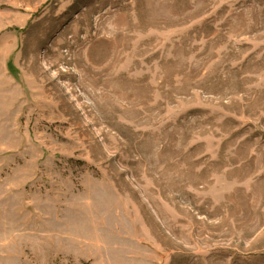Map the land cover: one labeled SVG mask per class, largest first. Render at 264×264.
Here are the masks:
<instances>
[{
    "label": "rangeland",
    "instance_id": "rangeland-1",
    "mask_svg": "<svg viewBox=\"0 0 264 264\" xmlns=\"http://www.w3.org/2000/svg\"><path fill=\"white\" fill-rule=\"evenodd\" d=\"M0 264H264V0H0Z\"/></svg>",
    "mask_w": 264,
    "mask_h": 264
}]
</instances>
